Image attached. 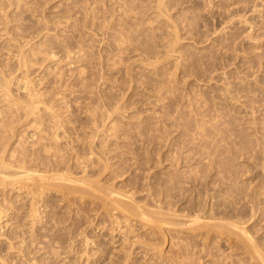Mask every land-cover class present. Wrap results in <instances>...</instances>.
<instances>
[{
    "label": "rangeland",
    "instance_id": "374dc122",
    "mask_svg": "<svg viewBox=\"0 0 264 264\" xmlns=\"http://www.w3.org/2000/svg\"><path fill=\"white\" fill-rule=\"evenodd\" d=\"M0 22V264H264V0H0Z\"/></svg>",
    "mask_w": 264,
    "mask_h": 264
},
{
    "label": "bare ground",
    "instance_id": "6f19581e",
    "mask_svg": "<svg viewBox=\"0 0 264 264\" xmlns=\"http://www.w3.org/2000/svg\"><path fill=\"white\" fill-rule=\"evenodd\" d=\"M0 24H3V23H1L0 22ZM18 51H17V55L15 56V59L17 60V62L16 63H18V68H19V66H20V68H21V66H25L26 64H27V62H26V60H27V58H26V56H27V54H26V52H25V50L23 49V47L21 46V45H19L18 44ZM32 48H35V47H33L32 46ZM32 50V49H31ZM30 50V51H31ZM43 51V50H42ZM41 51V52H42ZM35 52V51H34ZM35 54V53H34ZM33 54H31V56H32ZM34 56V55H33ZM32 56V57H33ZM46 57V56H45ZM29 59V58H28ZM30 61H31V59H30ZM21 71V70H20ZM26 79V78H25ZM3 85V87H4V89H6V90H4L5 92L6 91H9L11 88H9V87H11V86H9V81H7V79L5 80V81H3V83H2ZM24 90H23V96L21 97V101L20 102H22V107H23V109L26 111V114H32V113H35L36 111L34 110V109H36L37 108V106L35 105V103L37 104V102L39 101L38 100V97H36L32 92H31V90L29 89V87H28V84H27V81L26 82H24ZM22 86V85H21ZM12 92V91H11ZM8 94V93H7ZM36 97V98H35ZM38 107H40V106H38ZM37 114V113H36ZM1 168H4L2 165L0 166V169ZM37 175V174H36ZM39 175V174H38ZM66 175V174H65ZM33 176V175H32ZM64 176V175H63ZM39 178H40V176H38ZM38 177H36L38 180H39V178ZM43 177V176H42ZM41 177V178H42ZM28 178H30V177H28ZM32 179V178H31ZM52 179V178H51ZM57 179V178H56ZM0 180H5V177L3 176H0ZM47 180V179H46ZM52 180H54V179H52ZM51 180V181H52ZM37 181V180H36ZM41 181H42V179H41ZM89 181V180H88ZM3 182V181H2ZM32 182H33V180H32ZM44 182H46V181H44ZM70 182V181H69ZM49 183V182H48ZM84 183V182H83ZM33 184V183H32ZM37 185V184H36ZM62 186H63V184H61ZM92 185V184H91ZM79 186V185H78ZM32 187H35L34 185L32 186ZM74 187V186H73ZM31 188V187H30ZM38 189V188H37ZM64 193V192H63ZM78 193V192H77ZM32 213V212H31ZM34 214V213H33ZM127 214H129V213H127ZM156 215V214H155ZM34 216V215H33ZM1 218V217H0ZM33 223V222H32ZM161 224V223H160ZM24 245V244H23ZM13 249V248H12Z\"/></svg>",
    "mask_w": 264,
    "mask_h": 264
}]
</instances>
